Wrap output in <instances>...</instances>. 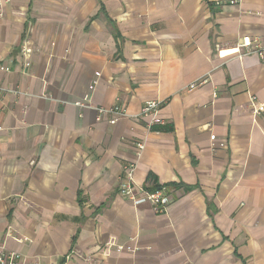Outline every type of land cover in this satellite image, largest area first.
Listing matches in <instances>:
<instances>
[{"label": "crops", "instance_id": "0c3cea01", "mask_svg": "<svg viewBox=\"0 0 264 264\" xmlns=\"http://www.w3.org/2000/svg\"><path fill=\"white\" fill-rule=\"evenodd\" d=\"M246 36L262 58L238 56ZM251 97L264 0H0V246L16 264H264ZM149 101L159 124L134 118ZM115 105L126 118L96 119ZM130 166L170 202L123 198Z\"/></svg>", "mask_w": 264, "mask_h": 264}, {"label": "built area", "instance_id": "2783aa9c", "mask_svg": "<svg viewBox=\"0 0 264 264\" xmlns=\"http://www.w3.org/2000/svg\"><path fill=\"white\" fill-rule=\"evenodd\" d=\"M241 0H228V3L231 5H239ZM218 48V47H217ZM236 49L238 52V56H245L249 54H256L260 58L263 57V49L259 42L251 40L248 36L243 37L236 45ZM32 53V51L24 46L22 48V54L27 57ZM87 99V98H85ZM257 100L253 97L249 98V107L253 115H259L264 112V102L258 103ZM160 102L158 101H149L145 102L140 113L134 118L149 120L148 125L159 124L161 121L156 118L158 114ZM96 111V119L101 120L104 114H109L114 118L109 122L111 125H114L117 120L121 118H126L125 110L122 106L115 105L110 109L103 108H95ZM1 129V128H0ZM211 142L215 141V137H210ZM220 147H223V144H219ZM124 170V179L119 185V191L123 198L127 201L131 202L133 205H141L149 203L153 205L155 208H163L170 202V197L165 191L164 188H161L153 193H149L144 190L141 186L135 184L133 168L125 167ZM6 236H12L10 232L6 234ZM18 242H24V239H16ZM20 260V256L16 253L7 251L4 246H0V264H16L17 261Z\"/></svg>", "mask_w": 264, "mask_h": 264}]
</instances>
